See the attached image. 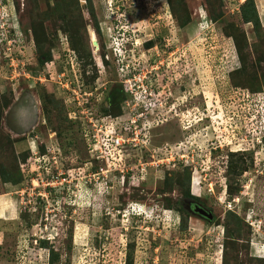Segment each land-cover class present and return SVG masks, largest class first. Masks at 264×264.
Here are the masks:
<instances>
[{"label": "rangeland", "instance_id": "obj_1", "mask_svg": "<svg viewBox=\"0 0 264 264\" xmlns=\"http://www.w3.org/2000/svg\"><path fill=\"white\" fill-rule=\"evenodd\" d=\"M0 1V264H264V0H174V9L169 0ZM113 19L129 29L123 40L114 35ZM110 51L114 61L107 62ZM128 53L127 61H141L147 94L158 72L174 83L175 101L194 84L208 113L191 119L193 127L205 122L209 137L221 138L222 149L250 169L235 177L220 159L202 173L193 167L196 149L175 154L195 156L194 165L142 173L138 166L124 183L116 171L111 188L51 185L52 165L39 168L35 153L58 144L66 172L88 157L87 133L66 119L62 103L68 112L71 90L76 102L86 99L97 75L112 91L122 81L115 63H125ZM16 70L20 75H9ZM55 72L70 90L55 82ZM92 100L96 117L106 116L100 110L106 94ZM167 109L150 123L156 151L163 146L156 145L159 135L169 136L176 124L190 128L189 118H170L173 107ZM192 136L190 146L198 143ZM135 153L126 157L128 166L148 161L150 153L138 161ZM237 184L241 196L231 199L229 187ZM189 195L206 203L212 220L185 210Z\"/></svg>", "mask_w": 264, "mask_h": 264}, {"label": "built area", "instance_id": "obj_2", "mask_svg": "<svg viewBox=\"0 0 264 264\" xmlns=\"http://www.w3.org/2000/svg\"><path fill=\"white\" fill-rule=\"evenodd\" d=\"M10 61L13 67L18 65V62L13 58H11ZM134 61L133 59L131 62L122 63V61L118 60L116 63V70H118L119 76L122 77L120 83L125 87V91L128 95V98L122 104V112L116 116L106 115L97 118L90 107L91 98H93V100H98V97H104L107 91L105 88L106 84L101 83V78H97V86L94 87L91 94L86 95V99H83L80 103L76 102L74 100L75 98L72 97L76 94V91L71 90L72 96H69L70 101L67 102L69 103L68 106L71 108L68 109V117L70 120L82 125V129L87 133L85 137L87 138L86 149L88 157L82 167L66 172L63 167L62 169L59 168L62 164V158L58 144H54L56 147L50 145L52 146L51 148L46 146L45 153H35L34 162L38 164L39 168L46 167L49 164L52 165L53 173L52 175H48V180L52 182L51 185L56 186L55 188L70 190L73 186L76 187V184L80 181H83L85 187L90 184L93 185V187L95 186L96 189V186L99 185L100 182H105V187L108 186V188H111L110 184L112 183V179L109 180V176L116 171L120 173L119 180L124 183L127 177H125V174L127 175L129 172L139 170L138 166L140 167V171L138 172L142 173L150 167H155L156 170L159 168H165V170H167L169 166L170 169H175L179 164L183 163H185L186 166L194 165L190 163H194L193 159L195 156L191 158L187 157V154H185V156H177L173 154L172 149L163 146L159 147L158 151H156L157 147H154L151 140V131L153 127L150 126V123L156 118L155 112H159L164 108L166 110L168 104L164 99L157 97L154 88L150 87L151 90H149V94H147L144 85L146 82L140 73L141 68L139 64H136ZM101 72H103V68ZM101 72H98V74H102ZM104 72H106L105 69ZM13 74L20 75V71L17 72L16 70L13 73L10 71L9 75ZM54 74L57 78L55 82L62 84V87L70 90L68 87L69 83L67 82L66 84V81L62 80L66 78V76L62 73L57 74V72ZM19 77H16V79ZM11 78L10 81L15 79L13 76ZM72 84L73 83H71V86ZM149 84L151 85L152 82ZM70 103H72V105H70ZM103 105L108 108V103L106 101L103 102ZM165 110L160 114H163ZM133 149L137 151L134 155V157H139L137 161L144 159L142 156L140 157V154L143 152L150 153L147 159L148 161L144 159L143 162L139 161L138 165L135 167L128 166L126 164V157L132 156L130 154ZM121 160H123L121 169H117L116 166L120 164ZM163 164H166V167H164ZM193 167L197 170L198 166L196 165ZM92 190L94 191L91 187V191Z\"/></svg>", "mask_w": 264, "mask_h": 264}, {"label": "flooded vegetation", "instance_id": "obj_3", "mask_svg": "<svg viewBox=\"0 0 264 264\" xmlns=\"http://www.w3.org/2000/svg\"><path fill=\"white\" fill-rule=\"evenodd\" d=\"M112 24H113L114 27H116V31L117 32H115L116 34H114L115 36H117L116 39H119V37H120V39H122V35L125 36L128 33V31H129V29H127V28H126V30H125V28L122 30V26H124L123 21L120 24L116 19H113ZM126 26H127V24H126ZM118 27H121V29H118ZM100 33H101L100 37L102 39L103 32H100ZM123 39H124V37H123ZM148 44L149 43H147L143 48H144V50L149 52L151 47H149ZM127 49L131 50V48H127ZM124 53L125 54L127 53L126 48L124 49ZM108 54H110V55H108ZM111 55H112L111 51L108 52V53L106 52L105 56L108 57V58H106L107 62L109 60L110 61L113 60L114 54L112 56ZM129 57H130L129 53H128L127 56H125V57L123 56V61L124 62L126 61L125 63H127L128 61L126 60V58L129 59ZM117 61H118V59H117ZM117 61H116V63H117ZM135 62L139 64L140 68H142V69H140V73L142 75L143 66L141 67V61H135ZM152 70H154V68H152ZM162 74L163 73L159 74V72L157 74H155L156 78H155L154 82H152V84H153L152 87H154V91L156 92L157 97H160V98L164 99L165 101H167V104H168L167 108L170 109L171 107H173V109H171V111H170L171 112V114H170L171 117L170 118H172L173 115H175L178 119L181 120V117H185L186 116L189 119L187 121H185V122L187 124H189V126H190V128H186L185 129V128H182V126L176 124L174 126L173 132H170L169 136H167V133H166L165 138H163L164 144H166V145L167 144H177V143H180V142H183L184 144L186 143L189 146V148L185 147V152H189V151H193L194 152L196 149H198L199 151H202L204 153L203 157H204L205 160L207 159L206 157H208L207 154H206L207 148L210 147V146H211L212 150H217L218 151L216 153H218L219 156L222 155L223 150L225 152H228L226 149H222L221 138H215L214 135L209 137V132L208 133L205 132L206 131V125H207L205 122H204V124H202V127H200V128H194L193 127L194 124L191 122V119H193V118L199 119L196 115H198V116L200 115L199 117L207 116L208 111H207V100H206V97L205 96L202 97L201 95H196L194 93L195 90L193 88L195 86L193 84L192 86L189 85L188 89L186 90L187 93L186 94L184 93L185 94L184 97L179 98V101H177V100L175 101L174 95H175V93L177 91L175 90L174 83H172V85H171L169 76L166 79L167 75L164 76ZM163 90H166V92L164 93ZM179 92H180V94L183 93L180 90H179ZM108 93H109V90H107L105 92L106 96L108 95ZM163 95L165 97H163ZM186 95H187V97H186ZM183 98L185 99L184 100L185 102L184 101L182 102V103H184V106L181 107L179 102ZM177 113H179V115ZM194 133L198 134V136L196 137L198 139V143L195 142L196 144H192L190 146L189 144H190V141L193 139L192 135ZM230 153L236 154L235 152H232V151ZM226 156L223 157V158H225V160L223 161V166L225 165L226 169L228 170L229 158L228 157L226 158ZM249 169H250V167L248 165V170ZM245 172L246 171H244L242 174H244ZM207 175L208 174H206V176ZM242 187L243 186H241V188ZM241 193H242V191L240 190V192H239L240 196H241ZM237 197H239V196H237ZM185 204H187V208L185 210L188 211V212H191L193 214H194V210L196 208H201L204 211H206L207 213H211V210L207 206H204V204L201 201L199 202V201H197V200H195L193 198H184L183 199V205H185ZM195 215L200 217L204 221H208L206 218H204V217H202V216H200V215H198L196 213H195ZM255 220H257V219H255Z\"/></svg>", "mask_w": 264, "mask_h": 264}, {"label": "trees", "instance_id": "obj_4", "mask_svg": "<svg viewBox=\"0 0 264 264\" xmlns=\"http://www.w3.org/2000/svg\"><path fill=\"white\" fill-rule=\"evenodd\" d=\"M170 1V6H171V9H174V7H178V3L175 2L174 0H169ZM175 2V4H174ZM175 5V6H174ZM97 20V19H96ZM96 35V33L94 34ZM96 37V36H95ZM97 38V37H96ZM92 43V39L90 41ZM88 42V44L91 45V43ZM89 45V46H90ZM92 48V47H91ZM41 60V63H44L45 61V57H41L40 58ZM98 72V71H97ZM234 72V71H233ZM98 74V73H97ZM98 76V75H97ZM97 76H94V78L90 81L91 83L94 84L95 80H97ZM237 85V84H236ZM128 98V95H127V92L125 91V87L119 83L115 86L114 89H112V91H109L108 95L106 96V102L108 103V108H106L104 105H101L100 107V110L102 113H105L106 115H112V116H116L118 114H120L122 111H121V107H122V104L123 102ZM63 104V109H64V114H65V117L66 119L70 122V123H75L74 121L68 119V112H67V109L65 108V105L64 103ZM79 124V123H78ZM77 124V125H78ZM215 136V135H214ZM162 139V140H161ZM155 142V141H154ZM161 142V145L163 144V147H167L169 149H172L173 153L174 154H179L181 152H185V148L183 147L182 144L180 143H177V144H165L166 146H164V142H163V138L161 135H159V137H157L156 139V145H158L159 143ZM170 145H173V146H170ZM199 151V150H198ZM215 151V152H214ZM200 153L196 155V157L198 158V163H197V166L200 170H202V173H205L206 170L203 169V167H205V165L207 164H210V165H214V164H217L218 162H216V160H220L222 159L223 155H220L216 152H218L217 150H212L211 146L207 148V156L210 155L211 159L208 158V162L204 159L203 155L204 153L202 151H199ZM202 152V153H201ZM228 155L230 156V159H229V166H228V173H230L232 176H235V177H239L244 171H247L248 170V166L243 164L241 165L238 164L237 161H235L234 159H232L234 157V154L228 152ZM228 156V157H229ZM203 157V158H202ZM207 158V157H206ZM225 160V158L222 159L221 162H223ZM204 161V162H203ZM243 163H245V161H243ZM253 164V166H255V162L254 163H251ZM241 165V166H240ZM259 166V164L257 165ZM186 179H185V186H187L188 188V194H189V186L191 184V171L189 170V168H186ZM210 172V171H209ZM207 174V173H206ZM234 179V178H233ZM5 181V180H4ZM237 185H240V184H237ZM233 185H230L229 187V196L231 197V199L234 197H237L239 196V192L241 190V185L240 186H234L232 187ZM189 198H194V197H191L189 195ZM204 206H206V203H203ZM208 207V206H207ZM209 208V207H208ZM235 213V211H232ZM234 213H230L231 216L235 219V222H236V226L240 227V219L237 217L236 214ZM253 213V212H252ZM256 218H258L257 214L255 213L254 215Z\"/></svg>", "mask_w": 264, "mask_h": 264}, {"label": "water", "instance_id": "obj_5", "mask_svg": "<svg viewBox=\"0 0 264 264\" xmlns=\"http://www.w3.org/2000/svg\"><path fill=\"white\" fill-rule=\"evenodd\" d=\"M95 44H96V43H95ZM194 212H195L196 214H198V215H200V216L206 218V219L209 220V221L213 219V216H212L211 213H207L206 211H204V210L201 209V208H196V209L194 210Z\"/></svg>", "mask_w": 264, "mask_h": 264}, {"label": "bare ground", "instance_id": "obj_6", "mask_svg": "<svg viewBox=\"0 0 264 264\" xmlns=\"http://www.w3.org/2000/svg\"><path fill=\"white\" fill-rule=\"evenodd\" d=\"M94 45H95V43H94ZM192 181H195V182H197V177H196V174H194V177H193ZM197 183H199V182H197Z\"/></svg>", "mask_w": 264, "mask_h": 264}]
</instances>
